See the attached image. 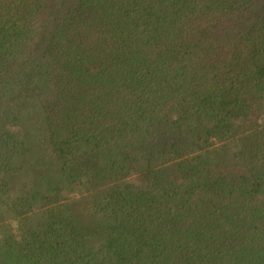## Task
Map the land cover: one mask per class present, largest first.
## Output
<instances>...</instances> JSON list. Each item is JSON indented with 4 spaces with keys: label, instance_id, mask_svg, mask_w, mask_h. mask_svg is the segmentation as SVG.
Listing matches in <instances>:
<instances>
[{
    "label": "trees",
    "instance_id": "trees-1",
    "mask_svg": "<svg viewBox=\"0 0 264 264\" xmlns=\"http://www.w3.org/2000/svg\"><path fill=\"white\" fill-rule=\"evenodd\" d=\"M0 264H264V0H0Z\"/></svg>",
    "mask_w": 264,
    "mask_h": 264
},
{
    "label": "rangeland",
    "instance_id": "rangeland-1",
    "mask_svg": "<svg viewBox=\"0 0 264 264\" xmlns=\"http://www.w3.org/2000/svg\"><path fill=\"white\" fill-rule=\"evenodd\" d=\"M32 120L34 121V120H35V117H33ZM37 138H39V137H37ZM39 139H40V138H39Z\"/></svg>",
    "mask_w": 264,
    "mask_h": 264
}]
</instances>
